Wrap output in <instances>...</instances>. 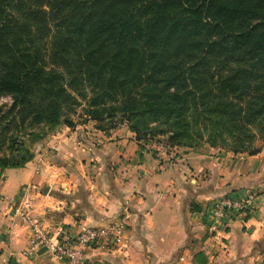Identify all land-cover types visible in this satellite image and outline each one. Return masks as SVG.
<instances>
[{"label": "trees", "instance_id": "1", "mask_svg": "<svg viewBox=\"0 0 264 264\" xmlns=\"http://www.w3.org/2000/svg\"><path fill=\"white\" fill-rule=\"evenodd\" d=\"M2 97L0 176L34 159L5 154L22 138L87 122L127 126L141 148L256 155L264 0H0Z\"/></svg>", "mask_w": 264, "mask_h": 264}, {"label": "crops", "instance_id": "2", "mask_svg": "<svg viewBox=\"0 0 264 264\" xmlns=\"http://www.w3.org/2000/svg\"><path fill=\"white\" fill-rule=\"evenodd\" d=\"M95 126H62L34 145L31 162L2 172L0 264H58L48 253L26 255L28 230L11 216L25 189L51 233L127 217L126 244L88 250L91 264H264V144L253 156L209 145L141 148L127 126ZM245 191L257 194L254 210L211 237L208 202Z\"/></svg>", "mask_w": 264, "mask_h": 264}, {"label": "built area", "instance_id": "3", "mask_svg": "<svg viewBox=\"0 0 264 264\" xmlns=\"http://www.w3.org/2000/svg\"><path fill=\"white\" fill-rule=\"evenodd\" d=\"M4 97L0 98V106ZM59 152L58 146L52 148ZM29 189H25L21 197L12 206V219L18 220L28 230L29 258L37 256L46 249L58 264H91L87 259V251L101 247L122 248L128 239L129 224L126 216L99 227L81 224L74 233H51L36 216L33 200L29 198ZM257 194L245 191L238 195L224 194L207 204L208 231L211 237L227 232L231 222L251 213L256 204Z\"/></svg>", "mask_w": 264, "mask_h": 264}, {"label": "rangeland", "instance_id": "4", "mask_svg": "<svg viewBox=\"0 0 264 264\" xmlns=\"http://www.w3.org/2000/svg\"><path fill=\"white\" fill-rule=\"evenodd\" d=\"M11 102H12V100H11V98L10 97H4L3 98V100H2V104L3 105H1L0 107H4V108H7L10 104H11ZM80 109V108H79ZM11 132V131H10ZM12 133L14 134V135H16V131L14 130V129H12ZM11 133V134H12ZM18 137H21L20 135H19V133H18ZM25 137V136H24ZM21 141H22V145H21V148L22 149H24V151L23 152H21L20 154L19 153H15V152H13V153H10V150H8V148H7V145H6V147L5 148H7L6 149V155H10V156H18L19 158H21V157H23V155H24V152H28V153H32L33 152V148H34V145H36L35 143L36 142H32V140L30 139V138H28V137H25L24 139L22 138L21 139ZM38 144V143H37ZM257 145L258 146H261V142H258L257 143ZM203 146V145H202ZM0 156H1V152H0ZM18 159V158H17Z\"/></svg>", "mask_w": 264, "mask_h": 264}, {"label": "water", "instance_id": "5", "mask_svg": "<svg viewBox=\"0 0 264 264\" xmlns=\"http://www.w3.org/2000/svg\"><path fill=\"white\" fill-rule=\"evenodd\" d=\"M46 252V249H42L40 252H39V255L43 254ZM12 264H15V261L12 262Z\"/></svg>", "mask_w": 264, "mask_h": 264}]
</instances>
